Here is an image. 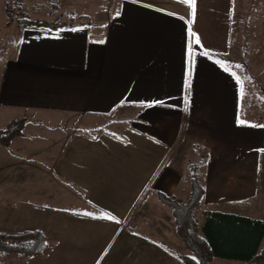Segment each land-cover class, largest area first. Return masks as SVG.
Returning <instances> with one entry per match:
<instances>
[{"label":"crops","instance_id":"crops-1","mask_svg":"<svg viewBox=\"0 0 264 264\" xmlns=\"http://www.w3.org/2000/svg\"><path fill=\"white\" fill-rule=\"evenodd\" d=\"M115 2L105 14L67 7L72 21L60 29L17 25L0 58V130L17 120L24 129L121 124L111 134L72 132L56 148L35 134L0 145V195L30 196L0 204V226L51 241L27 264H183L157 194L189 195L180 149L192 145L207 156L197 210L264 221V128L238 124L242 80L223 60L238 0H196L194 17L184 0Z\"/></svg>","mask_w":264,"mask_h":264},{"label":"rangeland","instance_id":"rangeland-1","mask_svg":"<svg viewBox=\"0 0 264 264\" xmlns=\"http://www.w3.org/2000/svg\"><path fill=\"white\" fill-rule=\"evenodd\" d=\"M115 1L116 0H0V58L7 51L12 41L11 38L14 34V29L17 25H20L21 18L23 17L30 20L47 22L57 20L60 24L65 25L72 21L73 12L67 9L73 6L81 5L91 10L94 8L99 14H105L114 9ZM233 20V29L236 30L237 36L235 37L236 41L232 40V45L229 48L225 62L240 75L242 80L241 104L239 110L240 121L249 122L251 125L264 126V0H238L234 8ZM236 65H240V67H236ZM248 77H250V79H248ZM106 120L104 119L98 122L90 130L85 129V127L78 124V122L67 124V126H64V123L61 122L57 127H53L51 122H43L42 124H38L35 128L23 129L21 136L28 135L29 138H33L34 134L38 135L39 138L47 140L45 143L46 145L53 144L52 142L57 141V144L53 146L56 148L60 142H63L69 134L75 131L78 133H89L90 135L111 134L118 131L121 127L120 120ZM180 150L181 166L184 176L183 182L186 183L185 186L188 190L187 163H194L199 157L198 154H203V151H200V149L193 145L182 147ZM258 158L259 173L257 179V198L262 199L264 198L263 151H260ZM4 189L5 188H3V190ZM60 197L64 198V201H66L64 205L66 207L73 202V199H68V195H62ZM8 198H10L11 203H15L18 198L26 201L30 199V196L26 194L12 196L0 195V204L5 205ZM187 198L188 195L184 193L181 194V199H179L186 201ZM44 205L55 206L56 204L53 201H45ZM245 205L247 206L248 202H245ZM241 207L245 208L244 205ZM201 209L194 213V218L199 226L202 224L204 213ZM22 230L26 229L5 228L0 226V231L7 233H17ZM167 243L174 249L173 251L178 257L188 254L181 242L173 243L167 241ZM3 259L7 263L22 262L23 264H27L28 260H30L23 258L18 261L17 258L13 256L5 258L0 256V260ZM210 264L241 263L238 261L230 262L216 258L213 259Z\"/></svg>","mask_w":264,"mask_h":264},{"label":"trees","instance_id":"trees-1","mask_svg":"<svg viewBox=\"0 0 264 264\" xmlns=\"http://www.w3.org/2000/svg\"><path fill=\"white\" fill-rule=\"evenodd\" d=\"M20 25L47 29L64 27L57 20L36 21L25 17L21 18ZM24 126L25 120L7 124L0 130V145L8 146L21 136ZM198 155L194 163H187L190 192L186 201L157 194L158 201L171 210L176 234L188 252L179 256L180 261L183 264H210L213 258H219L241 264H264V221L218 211L204 212L201 226L194 218L205 195L200 169L207 163V156ZM50 244L41 230L0 231V256L4 258L13 256L18 261L40 258L49 250ZM0 264L23 263H7L3 259Z\"/></svg>","mask_w":264,"mask_h":264},{"label":"snow or ice","instance_id":"snow-or-ice-1","mask_svg":"<svg viewBox=\"0 0 264 264\" xmlns=\"http://www.w3.org/2000/svg\"><path fill=\"white\" fill-rule=\"evenodd\" d=\"M184 2H186L187 4H189L191 7H192V11H191V15L194 17L195 16V3H196V0H184ZM117 15H119V13H117ZM190 23H191V21H190ZM193 36H196V34L195 33H192L191 32V29L189 28V30H188ZM102 42V41H101ZM194 43H195V45H199L200 44V40H199V38L197 37L196 39H195V41H194ZM191 51H192V49L190 48L189 49V53H191ZM205 55L207 54V53H204ZM217 63H219V61H217ZM236 67H240V65H236ZM233 76L235 77V74L233 73ZM236 79H237V82H239V78L238 77H236ZM248 79H250V77H248ZM186 82H188V81H186ZM238 124L239 125H246V126H257V125H251L249 122H246V121H240V120H238ZM258 127H264V126H258ZM260 151H264V149H261ZM85 215H92L91 213H85ZM110 219H111V217H109ZM193 259H195V258H193Z\"/></svg>","mask_w":264,"mask_h":264}]
</instances>
